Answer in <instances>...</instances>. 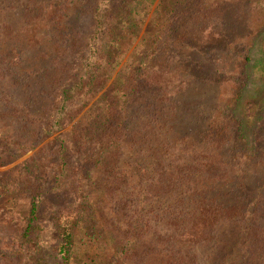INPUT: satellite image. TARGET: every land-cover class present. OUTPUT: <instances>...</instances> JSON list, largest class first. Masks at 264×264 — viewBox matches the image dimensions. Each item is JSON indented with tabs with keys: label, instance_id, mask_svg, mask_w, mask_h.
<instances>
[{
	"label": "trees",
	"instance_id": "obj_1",
	"mask_svg": "<svg viewBox=\"0 0 264 264\" xmlns=\"http://www.w3.org/2000/svg\"><path fill=\"white\" fill-rule=\"evenodd\" d=\"M70 1L77 2L78 5L73 4L76 9L88 2ZM138 1L93 0L88 10L92 19L89 30L81 43L70 48L61 42L59 33L62 24L70 25L63 19L73 15L62 11L60 19L53 22L57 36L53 35L40 51L48 57L43 68L39 66L34 71L38 76L32 82L33 98L23 97L9 110H3L6 99H0V110L6 111L7 120L11 121L4 138L23 150L41 143L20 166L14 186L8 189L0 184V195L16 192L26 199L19 226L3 232L7 235L0 242V264H46L32 245L38 243L43 229L41 219L47 211L57 220L59 241L54 255L61 259L60 264L77 262L74 246L79 231L85 228L86 238L96 243L100 238L99 227L95 226L101 208L98 202L105 200L106 204L112 198L127 212L117 217L123 238L107 264H122L129 257L125 255L130 254L127 250L131 240L136 242L133 252L139 251L137 241L143 227L136 222L138 209L133 210L125 196L111 194L113 190L124 191L129 177L121 172L118 181L113 182L115 174L111 169L101 166L100 173L95 175L97 167L106 161V153L117 146L132 153H151L155 147L167 152L169 143L195 141L193 134H199L200 140H210L219 149L229 138L228 161L236 173L227 187L223 181L217 182L219 196L198 204L202 209L197 215H203L206 221L212 222L209 216L217 212L215 200L226 208L230 218L240 217L236 245L215 264H264V168H259L264 167V147L248 150L230 112L225 113L227 122L220 121L239 94L241 69L250 58L252 37L264 26L263 17L259 21L253 19L264 10V0H161L151 14L154 30L147 33L150 42L146 53L112 82L116 95L106 92L91 100L109 78L101 70L102 63L111 62L122 38L137 34V19L133 21L130 4ZM7 4V0H0L1 47L13 54L35 47L42 24L40 15L25 11L24 24L16 30L11 24L16 8L5 7ZM50 5L52 0L46 7ZM113 21L126 22L121 27L116 23L118 37H114L113 27L109 26ZM184 29H188V37H183ZM34 57L42 64L38 52ZM226 66L231 70L223 69ZM226 82L231 84L226 91L230 92L227 103L218 104L211 111L215 86ZM40 97L46 98L43 104ZM139 123L145 132L137 135L134 127ZM69 124L67 134L52 136ZM259 128L258 135H263L264 123ZM169 131L173 133L171 139L166 137ZM151 141L155 144L151 145ZM95 176L103 177V181L95 180ZM143 179L148 185L142 188L141 195L145 199L158 197L160 189L152 173L144 170L142 177L132 183ZM196 236L203 237L199 233L190 239L181 264L210 261L195 255Z\"/></svg>",
	"mask_w": 264,
	"mask_h": 264
},
{
	"label": "rangeland",
	"instance_id": "obj_2",
	"mask_svg": "<svg viewBox=\"0 0 264 264\" xmlns=\"http://www.w3.org/2000/svg\"><path fill=\"white\" fill-rule=\"evenodd\" d=\"M48 1L7 0L10 4L5 7L16 8V13L11 19L14 29L19 30L24 24L25 11H29L32 15H40L42 24L37 35V45L27 47L18 54H13L10 49L1 47L0 40V99H6L3 110H9L16 101L23 97L33 98L32 82L38 76L34 71H37L39 66L43 68L48 57L40 51L51 41L53 35H56L53 22L60 19L62 11H64L63 14L73 15L63 19L70 25L62 24L63 30L59 33L61 42L66 46L70 48L81 43L84 39L83 36L89 30L92 19L88 10L92 6L93 0H88L79 9L74 7V5H78L77 2L70 0H52L53 5L46 7ZM54 1L59 3L56 4ZM160 2L161 0H140L130 4L135 17L133 21L137 19L136 28L138 31H135L137 34L133 35V33L126 39L122 38L119 41V46H116V55L111 59V62L102 63L101 70L104 69L105 75L109 78L104 85L99 87L91 100L106 92L116 95L112 82L116 78L119 79V75L128 71L133 62L146 53L150 42L147 39V33L154 30L150 24L151 14ZM30 7L34 9L32 10ZM244 10L247 11V8ZM4 12L7 13V9H4ZM256 12L253 10V13ZM262 12H264L263 8L253 19L259 21L262 17L264 18ZM117 22L113 21L109 25L111 28L113 27L114 37H118L119 34L115 29ZM122 24H126V22H118L120 27ZM182 35L188 37V29H184ZM189 38H194V36L190 35ZM197 40L196 38L195 41ZM35 52H38L42 64L34 57ZM248 54L250 58L241 69L243 74L238 85L237 99L222 114L220 121L227 122L225 113L230 112L234 122L237 123L236 129L245 139V146L248 150L250 148L256 150V146L264 147V142H260L264 140V134L258 135L260 124L264 123V26L258 29L252 37ZM229 65L232 67L231 62ZM212 66H220V64H212ZM230 66L223 69L231 70ZM171 79H173V75ZM230 86L229 82L215 86L214 100L212 99L210 103L211 111L216 105L227 103L230 92L226 91ZM24 89L26 92L23 93ZM223 94L224 97L220 99ZM40 99L43 100L41 102L43 104L46 98L40 97ZM4 112L6 111L2 113V109L0 110V184L4 183L10 189L14 186L13 180L21 171L20 166L34 155L41 143L26 150L14 147L9 142V138L7 140L4 138V135L8 134L6 128L11 125V121L7 120L8 116H5ZM210 112H206L205 115H209ZM186 115L187 113L184 112V116ZM69 128L70 124L56 131L52 136L67 134ZM134 129L137 135L145 132L142 123H139ZM226 131L231 132L230 129H226ZM166 137L171 139L173 133L167 132ZM193 137L195 141L189 139L177 144L169 143V150L173 152H163L160 147H155L154 152L151 153L141 151L132 153L127 151L126 147L117 146L106 153V161L97 167L95 175L100 173L98 168L101 166L111 169L115 174L113 182L118 181L121 172L129 177L127 183L131 184L126 183L124 191L114 192L113 190L111 194L125 196L133 210L138 209L135 216L136 222L143 227L142 236L137 241L139 242V251L133 252L136 242L131 240V245L127 250L130 254L125 255L129 257L122 264H181V256L188 249L190 239L199 233L208 239L196 236L198 242L194 247L195 255L199 259L210 260L206 264H215L236 245L240 230L238 227L239 216L230 218L226 213V208L216 200L215 204H218L219 207L214 215L209 216L210 220H213L212 222L204 220L203 215L201 218L200 215H197L202 209V206L198 205L200 201H207L209 197H217L221 194L217 191V182L223 181L224 187H227L231 176L236 174L234 165L228 161L230 154L227 147L230 139L227 138L224 146L219 149L210 140H200L199 134H193ZM149 143L154 145L155 141ZM178 152L180 153L178 154ZM252 155L253 153L250 154V156ZM259 168L264 167L261 165ZM144 170L154 175V182L160 189L158 197L145 199L141 195L142 188L148 185L145 183L146 179L132 183L142 177ZM94 179L100 183L103 181V177L95 176ZM126 192L128 193L126 194ZM25 200L21 193L11 192L4 196L0 195V242L2 237L7 235L3 233L5 229L18 227L21 223L20 216L22 211L25 212L23 210ZM98 205L101 208L97 214L98 220L95 226L99 227L100 238L96 243L90 242L85 235L86 229L80 230L74 246L78 260L72 264H107L108 258L110 259L114 254L113 249L117 248L123 238L122 228L117 217H120L121 212H127L125 208L120 207L116 201L114 204L113 198L110 201L106 200V204L105 200L104 203L98 202ZM116 209L118 213L115 215ZM56 221L53 213L47 211L45 218L41 219L43 229L38 237V243L32 245V249L42 256L46 264H60L59 261H61L58 256L54 255L55 247L59 241Z\"/></svg>",
	"mask_w": 264,
	"mask_h": 264
}]
</instances>
